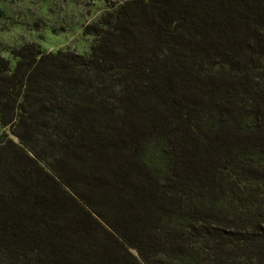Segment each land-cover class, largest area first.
Here are the masks:
<instances>
[{
    "label": "trees",
    "instance_id": "trees-1",
    "mask_svg": "<svg viewBox=\"0 0 264 264\" xmlns=\"http://www.w3.org/2000/svg\"><path fill=\"white\" fill-rule=\"evenodd\" d=\"M112 8L0 52V264H264V0Z\"/></svg>",
    "mask_w": 264,
    "mask_h": 264
},
{
    "label": "rangeland",
    "instance_id": "rangeland-1",
    "mask_svg": "<svg viewBox=\"0 0 264 264\" xmlns=\"http://www.w3.org/2000/svg\"><path fill=\"white\" fill-rule=\"evenodd\" d=\"M125 0H0V52L13 68L14 52L32 43L44 51L89 53L95 35L86 26L109 16ZM16 139V136L11 133Z\"/></svg>",
    "mask_w": 264,
    "mask_h": 264
}]
</instances>
